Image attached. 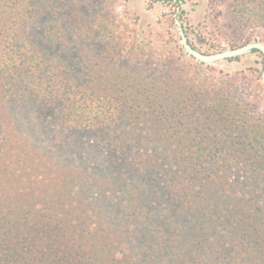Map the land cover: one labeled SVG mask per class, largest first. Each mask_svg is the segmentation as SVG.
Returning <instances> with one entry per match:
<instances>
[{
  "label": "trees",
  "instance_id": "trees-1",
  "mask_svg": "<svg viewBox=\"0 0 264 264\" xmlns=\"http://www.w3.org/2000/svg\"><path fill=\"white\" fill-rule=\"evenodd\" d=\"M208 1L233 46L264 41V0ZM109 5L0 0V131L24 125L16 108L92 136L45 151L41 183L1 135L0 264H264V110L248 79L165 52L152 31L129 40Z\"/></svg>",
  "mask_w": 264,
  "mask_h": 264
},
{
  "label": "rangeland",
  "instance_id": "rangeland-1",
  "mask_svg": "<svg viewBox=\"0 0 264 264\" xmlns=\"http://www.w3.org/2000/svg\"><path fill=\"white\" fill-rule=\"evenodd\" d=\"M113 14L117 17V20L125 24L127 27H123L128 32L129 40L133 37L142 38L145 34H149L150 31L154 33L153 38L159 41L158 47L163 51H175L178 52V44L182 46L180 39L178 22L181 21L188 32V37L196 47L205 52H216L223 49H229L236 47L233 44L239 43L236 36L227 29V19L225 17L226 9L223 3H218L216 10L210 9L208 0H181L180 6L177 5L176 0L163 1V0H108ZM184 9V13L181 17L177 18L179 8ZM177 12V13H176ZM127 36V35H126ZM255 36L264 38V28H258L255 30ZM253 41V40H252ZM261 41V40H260ZM264 42V41H262ZM245 44V43H243ZM239 44L237 46H240ZM183 51L184 48H183ZM186 52V51H185ZM190 55H184V59L191 61ZM263 55L260 52H251L242 56H238L232 59L220 60L210 65L213 68L214 73H223V75H235L239 78L248 79L250 83V92L253 95V100H257L262 110H264V89H262V77L258 84V73L254 69L261 70L262 73ZM193 65H197L193 62ZM259 95V97H258ZM6 107L8 104H5ZM9 106V105H8ZM5 107V106H4ZM14 107V106H13ZM14 112V119L16 124L21 123L16 129L13 125H9L5 122L0 131V140L2 136H9L12 138V142L19 146H22L23 150L13 148V152L18 154L27 167H30L29 171L25 175L27 179H39L43 183V177L48 179L53 178V168L56 163L50 160V157L46 155L47 151H58L64 149L66 153L71 149L78 146L81 141L86 142L89 134L77 136V134L64 133L60 131L57 126H50L45 123V116H22L16 108ZM2 113L5 115L10 114L8 110L2 109ZM33 118V119H32ZM35 122L40 123L41 129L39 134V145L30 146L27 144L32 139L31 125ZM92 137V136H91ZM86 140V141H85ZM82 143V144H83ZM35 144V143H34ZM81 144V145H82ZM15 147V145L6 146ZM34 148L35 157L30 155V148ZM36 147V148H35ZM25 149V151H24ZM46 151V152H45ZM27 152V153H26ZM10 158L12 163L16 161V154ZM71 153V152H70ZM21 154V155H20ZM25 154H27L25 156ZM72 155H68V158ZM22 162V163H23ZM23 163V164H24ZM36 167L33 168V164ZM51 163V165H49ZM68 163L71 164L72 160L68 159ZM23 164L22 167L24 166ZM38 165V166H37ZM54 166V167H53Z\"/></svg>",
  "mask_w": 264,
  "mask_h": 264
},
{
  "label": "water",
  "instance_id": "water-1",
  "mask_svg": "<svg viewBox=\"0 0 264 264\" xmlns=\"http://www.w3.org/2000/svg\"><path fill=\"white\" fill-rule=\"evenodd\" d=\"M178 24H179V32L181 35L182 45L186 50V52L189 55L193 56L195 59L205 64H214L220 60L249 54L255 49L261 51L263 54L262 81L264 84V43L263 42L252 41L236 48H229L215 53H204L192 46V44L188 41V38L186 36L182 24L180 22Z\"/></svg>",
  "mask_w": 264,
  "mask_h": 264
},
{
  "label": "flooded vegetation",
  "instance_id": "flooded-vegetation-1",
  "mask_svg": "<svg viewBox=\"0 0 264 264\" xmlns=\"http://www.w3.org/2000/svg\"><path fill=\"white\" fill-rule=\"evenodd\" d=\"M163 1H165V0H163ZM180 8H182V7H180ZM183 9V8H182ZM178 18V17H177ZM181 24H182V26H183V28H184V31L186 30V28L184 27V25H183V23L181 22V21H179ZM178 22V23H179ZM178 28H179V24H178ZM185 33H186V36H187V38H188V41L192 44V46L194 47V48H196V49H198L197 47H195L194 45H193V43L191 42V40L189 39V37H188V34H187V32L185 31ZM179 34H180V32H179ZM180 39H181V35H180ZM253 41H260V40H253ZM182 42V41H181ZM249 42H252V41H249ZM249 42H246L245 44H247V43H249ZM260 42H262V41H260ZM264 43V42H263ZM245 44H242V45H245ZM242 45H240V46H242ZM182 47H183V45H182ZM236 47H239V46H236ZM236 47H233V48H236ZM184 48V47H183ZM185 50V49H184ZM198 50H200V49H198ZM223 50H225V49H223ZM223 50H220V51H223ZM255 50H257V49H255ZM186 51V50H185ZM200 51H202V50H200ZM202 52H204V53H215V52H205V51H202ZM216 52H219V51H216ZM252 52H254V50L252 51ZM261 52V51H260ZM187 53V52H186ZM188 54V53H187ZM261 54H262V52H261ZM189 55V54H188ZM263 55V54H262ZM191 56V55H190ZM242 56V55H241ZM191 57H193V56H191ZM236 57H238V56H236ZM194 58V57H193ZM232 58H235V57H231V58H227V59H232ZM195 59V58H194ZM195 60H197V59H195ZM197 61H199V60H197ZM200 62V61H199ZM203 63V62H202ZM205 64V63H204ZM262 68H263V64H262ZM261 77H262V73H261ZM263 82V81H262ZM264 85V84H263Z\"/></svg>",
  "mask_w": 264,
  "mask_h": 264
}]
</instances>
